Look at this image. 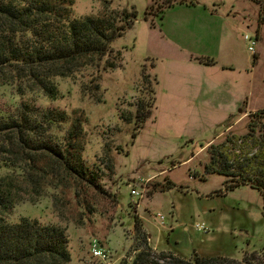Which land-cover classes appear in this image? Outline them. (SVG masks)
<instances>
[{
	"label": "rangeland",
	"instance_id": "rangeland-1",
	"mask_svg": "<svg viewBox=\"0 0 264 264\" xmlns=\"http://www.w3.org/2000/svg\"><path fill=\"white\" fill-rule=\"evenodd\" d=\"M195 1L211 9L216 5L219 12L230 15L231 40L239 58L234 70L224 73L216 68L212 80L218 87L225 83V92L217 90L201 98L200 103L193 85L194 78H200L198 74L193 76L182 70L175 75V81L162 75L156 84L152 63L145 62V12L149 6H154L155 11L165 0H74L76 17L98 16L106 6L135 7L138 20L113 43V48L123 54V65L98 73V93H91L94 88L90 86V72H84L76 81L56 79L61 93L58 100L42 95L38 99L42 107L59 108L72 119L82 120L83 158L94 184L71 182L69 186L46 189L43 197L19 203L7 218L13 223L30 218L65 228L72 256L69 264H131L136 218L142 221V229L151 239L148 243L156 252L167 251L165 226L171 225L177 226V233H183V245L193 241L203 246L204 240V248L237 260L246 251H264L261 193L243 186L216 196L225 179L206 173L210 144L224 141L231 132L247 134L248 109L252 113L264 109V25L256 46L257 60L245 40L246 35L256 36L260 8L251 0ZM143 67L149 77L147 86L142 80ZM186 80L190 85L180 91L182 95L169 94L178 81L184 85ZM152 90H156L155 107L144 127L136 130L135 123H124L120 113H135L140 100L150 101ZM243 101L239 107L237 103ZM69 127L70 124L62 125L61 132H55L63 134ZM258 132L264 134L262 126ZM164 178L182 190L149 194L152 183ZM131 187L144 190L140 210L132 205ZM158 215L164 217L163 222L154 218ZM197 225H204L208 232L199 233ZM212 237L215 242L210 241ZM94 241L108 252L107 263L93 257Z\"/></svg>",
	"mask_w": 264,
	"mask_h": 264
},
{
	"label": "trees",
	"instance_id": "trees-1",
	"mask_svg": "<svg viewBox=\"0 0 264 264\" xmlns=\"http://www.w3.org/2000/svg\"><path fill=\"white\" fill-rule=\"evenodd\" d=\"M251 1L260 8L259 37L264 25V0ZM196 3L165 0L155 11L149 6L145 21L155 27V19L161 21L167 10ZM73 6L74 0H0V264H69L72 256L65 228L30 218L13 223L7 214L19 203L43 197L46 189L69 186L71 182L94 184L83 158L82 120L72 119L59 108L42 107L38 99L42 95L58 100L61 93L56 79L76 81L84 72H90L91 93H98V73L123 65L122 52L112 45L134 27L138 13L135 7L106 6L98 16L76 17ZM197 60L207 66L216 64L208 58ZM142 71L147 86L149 77L144 67ZM155 81L158 84L156 76ZM150 93L149 102L140 100L135 113H120V119L135 123L136 130L144 127L155 107L156 90ZM248 118L247 134L231 132L224 141L210 144L206 173L225 179L216 196L249 186L258 190L264 201V134L258 132L261 126L264 129V109L249 113ZM66 124L70 127L63 134L55 132H61L60 127ZM173 189L182 190L164 178L152 183L149 194ZM262 214L264 217V205ZM135 220L131 264H264V251H246L241 260L196 252L185 259L171 251L156 252L148 243L142 221Z\"/></svg>",
	"mask_w": 264,
	"mask_h": 264
},
{
	"label": "crops",
	"instance_id": "crops-1",
	"mask_svg": "<svg viewBox=\"0 0 264 264\" xmlns=\"http://www.w3.org/2000/svg\"><path fill=\"white\" fill-rule=\"evenodd\" d=\"M228 20H230L229 14L219 12L216 5L211 9L203 2H198L195 6L177 5L167 10L161 21L155 19V27H152L150 22H146L147 28L142 31L146 38L145 62L154 63L155 67L152 71L158 79L164 75L167 79L175 81L177 79L175 75L182 70L193 76L198 74L200 78L198 80L194 78L193 82L197 103L201 102V98L215 94L217 90L225 92V83L218 87L213 81L217 73L216 68H220L225 73L236 69L235 63L239 61L231 40L233 28ZM255 31L257 36V28ZM261 36L262 33L257 37L258 43L261 41ZM197 58H208L214 60L216 64L207 66L201 64ZM189 85L190 82L187 80L184 85L178 81L170 88L169 94L182 95L180 91L189 88ZM243 103L244 101L238 102L237 105L240 107ZM248 113H251V110L248 109ZM178 221L180 217L177 213L176 222ZM198 226L195 229L199 233L208 232L199 231ZM165 228L168 237L167 246L164 248L167 251L185 259H190L194 252L203 256L220 255L216 250L204 248V240H202L203 246L195 245L193 241L191 243L186 241L183 245L181 236L183 233L176 232L177 226L171 225ZM150 236L152 237L151 234ZM210 241L215 242V238H210Z\"/></svg>",
	"mask_w": 264,
	"mask_h": 264
},
{
	"label": "built area",
	"instance_id": "built-area-1",
	"mask_svg": "<svg viewBox=\"0 0 264 264\" xmlns=\"http://www.w3.org/2000/svg\"><path fill=\"white\" fill-rule=\"evenodd\" d=\"M245 40L249 42V51L252 54H256V46L258 45V39L257 36L252 37V36H245ZM131 195H132V205L135 209H141L143 206V199L145 197L144 195V190L142 188H134L131 187ZM155 219H158L159 221L164 220V217L162 215H158L154 217ZM199 231H207L206 227L204 225H199L198 226ZM151 239L149 238V241ZM91 252L93 254V257L101 260L104 263H107L110 260V256L108 252L98 243V241H94L91 244Z\"/></svg>",
	"mask_w": 264,
	"mask_h": 264
}]
</instances>
